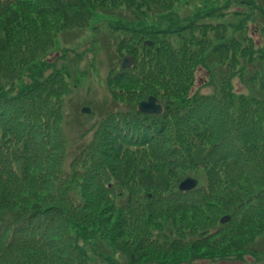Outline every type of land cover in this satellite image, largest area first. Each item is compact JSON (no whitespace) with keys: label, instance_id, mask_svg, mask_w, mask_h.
I'll return each instance as SVG.
<instances>
[{"label":"trees","instance_id":"16d2710c","mask_svg":"<svg viewBox=\"0 0 264 264\" xmlns=\"http://www.w3.org/2000/svg\"><path fill=\"white\" fill-rule=\"evenodd\" d=\"M83 1L117 10L103 12L108 32L96 34L115 61L106 85L117 90L86 103L87 120L70 141L63 107L83 76L82 53L49 56L56 37L94 17L92 7L86 18L71 14ZM182 1L0 0V264H89L87 253L104 243L128 259L107 256L108 264H182L240 256L238 232L249 220L264 235L263 217H254L264 195V6L199 0L186 20L173 10ZM248 23L263 43L244 34ZM199 66L208 83L217 80L210 92L190 90ZM234 77L250 80L247 92H231ZM150 95L160 115L137 110ZM187 176L197 188L179 191ZM248 252L264 256L252 244Z\"/></svg>","mask_w":264,"mask_h":264},{"label":"rangeland","instance_id":"374dc122","mask_svg":"<svg viewBox=\"0 0 264 264\" xmlns=\"http://www.w3.org/2000/svg\"><path fill=\"white\" fill-rule=\"evenodd\" d=\"M215 1H219V0H215ZM220 1L223 2V0H220ZM198 2L199 0H185V1L179 2L178 4L177 3L174 4L173 10L175 11L179 19L181 18L185 19L186 17L189 16V14L193 12L194 9H197V7L199 6ZM257 2L262 3V5L264 6V0H257ZM216 3L219 4V2H216ZM245 6L247 5H241L238 7L243 10L241 11L243 12V14L245 12V9H244ZM90 7H92L93 9L94 17L90 18L89 23H86V25L79 30H74L73 31L74 33H72L71 31H66L63 37H60V36L56 37V41L54 42V46L52 48L53 50L51 52V55L49 56V60L51 61L52 58H54L56 55L60 56L58 51L68 50L70 53L68 55L66 53L67 59L71 57L75 61L76 60L75 53H82L81 58L83 59L80 60V58H77V60L79 61L77 65V69L80 71H84L83 76H81L80 82H77L76 85H72L71 89L68 91V94L66 95L67 101H70V102L72 101L71 104H66L63 107L65 112L68 115L66 118V121L68 120L71 123L70 129L72 133L68 134L70 141H72V139H74L75 137L79 135V130H80L79 126L82 123H85V121L87 120L86 117L85 118L83 117V113H84L83 110L85 107H88V104L86 103L88 102L90 103L93 101L102 103L107 98L112 99L110 92H113L112 88L114 87L113 85H109V84L108 86L106 85L107 80H105V77L108 76L109 78L111 75L115 74L116 72L115 70L110 71V67L114 65L115 61L112 59L111 52L109 51V49H107L104 43L102 42L101 36H98V35L96 36V34L99 32H101L102 34H107L108 32V27L106 23H104V25L101 26V23H102L101 20L103 19L107 20L106 19L107 15L103 14V12L104 13H109V12L116 13L117 10L111 9L110 7L106 6V9L104 11L102 10V8L97 11V6L96 8H94V5L90 4L89 6L87 3L83 1L80 3V6L76 5L75 9L70 10V12L72 15L74 14L82 15L83 18H86L87 15H89L90 13V10H91ZM183 9H186V11H184ZM123 13H124V16H126L127 18H130L131 20L130 22L135 23L134 21L135 18H133V15L130 14L129 11H127L126 13L123 11L122 14ZM154 17L158 19H162V17L156 14L154 15ZM188 18H186V20ZM99 20L100 22H98ZM186 20H181V23L185 24ZM257 30H258L257 25L248 23V26L244 34L248 36L251 41L261 44L263 43L261 42L263 39H262V36L257 32ZM228 34H230V32H227L225 35H228ZM75 36L77 37L76 39L74 38ZM242 37L243 35H239L240 40H242L241 39ZM95 40L99 42L93 45L94 46L93 50H89L88 48L92 45V41H95ZM64 42H67L68 44L64 45ZM100 43L102 45L101 48L99 46ZM145 44H147V41L145 42ZM96 46L99 48L98 50L95 49ZM94 51L95 53H93ZM66 56L64 60L65 62H66ZM126 56L128 55H125L124 58H129ZM90 60H92L93 62L92 64L94 68L93 70H90V67L88 66V62ZM129 62L133 64L130 58H129ZM216 68L222 69V72L226 71L227 74L230 71V69L222 63L219 65H216ZM193 78H194V84L192 85L190 90L197 88L196 90L201 89L203 93H207V92H210L212 86L217 87L215 85V83L217 82L215 78L212 82L210 81L208 83L209 78H210L209 72L205 70L204 68H202L201 66H199L197 70L196 69L194 70ZM7 80L10 81L11 79L5 78L2 81H7ZM249 81L250 80H248L247 78L245 80L244 78L239 80L237 77H234L232 80L231 92H237V93L247 92ZM114 88L117 90L116 86ZM139 90H140V87H139ZM224 91L227 92L226 90ZM118 92H123V91L118 89ZM143 100H146L145 97L139 102ZM88 119H89V123L92 124V122L96 119V116H90ZM74 121L76 122L78 126L74 123ZM250 181H254V180L251 179ZM258 185L264 186V177ZM260 196H262L261 198H263V200L260 201L262 206L258 210V212H255L254 217L255 216L260 217V218L263 217L264 219V195H260ZM224 215H222L221 217L223 218ZM252 220L253 219H251V221ZM262 225L264 226V224ZM253 226L254 224L253 223L250 224V220H249V222L243 225L240 231L238 232L240 233L241 238H243L242 241L238 244L240 248H237L240 251H243L240 256L236 252L234 254H231L229 256L222 257V258L195 259L189 263L187 262V263H182V264H264V256L259 258L260 261H256L257 257L252 255V253L250 254L248 252L249 248L251 247V244L254 247L256 246V248H260L264 250V235L262 236L261 234L258 236V234H260L261 232H256L255 229H253ZM258 227H262V226L259 225ZM231 239H234V240L230 242L229 250H235V248L237 247V242L239 241V238L232 237ZM105 249H106V244L104 243L102 245L101 253L105 254L104 252H106L108 255H101V253L98 255H92L91 252H89V254L87 253L89 259H91V263L89 264H108L107 262L108 260L105 258L107 256H112L115 261L120 262V263H125L128 260L123 255V253H120V252L114 253L112 249H110L109 246L107 247L106 251ZM147 264H151V263H147Z\"/></svg>","mask_w":264,"mask_h":264},{"label":"water","instance_id":"95a60500","mask_svg":"<svg viewBox=\"0 0 264 264\" xmlns=\"http://www.w3.org/2000/svg\"><path fill=\"white\" fill-rule=\"evenodd\" d=\"M129 61L125 58L122 62V66H127ZM138 110L143 113L149 114H159L161 113V106L157 104V99L153 96L148 97L146 100L141 101L138 104ZM88 111V110H86ZM197 186V180L191 177H188L179 183V189L182 191H187L195 188ZM228 220V216H225L221 219V222Z\"/></svg>","mask_w":264,"mask_h":264}]
</instances>
